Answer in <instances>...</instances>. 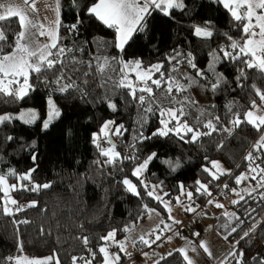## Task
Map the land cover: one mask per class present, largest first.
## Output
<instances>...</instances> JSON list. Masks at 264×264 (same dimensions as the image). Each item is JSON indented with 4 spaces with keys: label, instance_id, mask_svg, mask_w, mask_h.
Wrapping results in <instances>:
<instances>
[{
    "label": "trees",
    "instance_id": "obj_1",
    "mask_svg": "<svg viewBox=\"0 0 264 264\" xmlns=\"http://www.w3.org/2000/svg\"><path fill=\"white\" fill-rule=\"evenodd\" d=\"M181 1L184 7L170 9L169 14L151 10L144 30L134 32L121 50L115 29L88 12L98 0H75V3L59 0L58 47L73 49L69 55L83 63L76 65L77 71L68 73V78L60 84L54 82L51 72L32 74L31 88L23 99L0 96V115L14 117L27 108H34L38 113L35 124L18 119L0 124V175L13 184L34 169L30 179L23 181L30 186L12 193L18 205L12 215L3 211L4 205L0 202V264H13V260L22 255L33 259L51 256L58 264H100V247L110 243L102 237L115 230L119 240L127 238L148 218L150 211L165 217L161 201L148 195L149 190L141 186L142 180L133 174L153 153L156 157L149 162L143 178L162 191L166 201L174 202L183 191H189L193 194L192 204L199 208L214 195L221 200L225 193L230 198L239 193V203L232 206L233 216L217 223V230L235 243L232 254L222 264H261L264 260V187H260L259 176L248 177L255 189L249 195L244 187L246 179L240 184L235 182L241 174L249 176L250 164L257 170L259 166L264 168V151H256L254 147L260 130L247 122L231 123L235 118L233 113L245 121L247 111L264 103L257 93V89L264 93V72L256 67L248 68L244 61L249 57L242 55L232 60L223 56L222 50L233 51L228 37L241 44L245 36L241 23L234 20L222 3ZM206 25L213 35L210 38L196 36L194 26L204 28ZM0 28L11 43L13 34L20 31L18 18L0 22ZM9 51L10 48H4V52ZM214 56L218 57L215 74L221 75L225 82L213 91L216 75L209 70V65ZM97 57L101 58V63L102 58L107 57L111 68L99 73L95 67ZM188 60L196 67H191ZM136 61L143 69L162 63L166 77H174L182 84H187L186 77L196 78V86L180 93L174 89L172 95L177 100L189 96L196 102L185 106L188 114L183 121L187 120L203 133L210 131L203 124L212 119L216 130L210 135H201L195 142H189L191 133L181 134L183 139L175 133L152 135L162 127L157 103L141 105L137 98L144 95L147 100L148 93L137 91V98H133L128 87L116 86L123 79L121 67L128 64L126 68L132 69ZM197 69L204 76H197ZM69 83L78 88L60 91L61 84ZM152 87L158 103L164 107H180L163 98L166 82L159 88ZM200 90L204 91L205 98ZM195 94H199V98ZM49 100L60 114L45 129L43 122L48 115ZM110 104L115 105V110ZM149 106L151 112L146 111ZM201 111L204 115H200ZM216 116L220 118L218 123ZM197 117L202 122L200 125L195 123ZM108 121L114 122L109 144L120 154L116 163L107 162L110 157L101 154L102 146L96 137ZM121 125L120 134H115V129ZM250 152L256 158L254 162L246 159ZM213 161L222 162L228 173L213 179L205 171ZM13 172L15 175L11 174ZM125 179L133 181L139 195L128 190L123 183ZM197 181L207 185V192L196 191ZM37 184L50 187L31 190ZM33 202L36 206L29 207ZM19 205L26 207L18 211ZM24 220L29 223H20ZM245 232L248 235H244ZM136 245L142 252L148 249L143 241ZM155 264L188 262L181 252L175 251Z\"/></svg>",
    "mask_w": 264,
    "mask_h": 264
},
{
    "label": "snow or ice",
    "instance_id": "obj_2",
    "mask_svg": "<svg viewBox=\"0 0 264 264\" xmlns=\"http://www.w3.org/2000/svg\"><path fill=\"white\" fill-rule=\"evenodd\" d=\"M218 3H222L224 8L227 9L231 16L235 21L240 22L242 25V33L246 37L244 39L243 44H240L238 41L233 40L231 37H228L230 44L229 47L233 51H223V56L226 58H230L232 60L240 59L243 55L244 57H249L246 59L244 63L248 68L256 67L261 72H264V11L259 12L257 10H264V0H217ZM75 3V0H73ZM24 4L28 5L33 12L36 11L34 2L30 3V0H24ZM184 5L181 0H98L95 4L91 5L88 8V12L90 15L95 16L99 21L103 22V24L107 25L109 28H114L118 34V47L123 50L124 45L131 39L134 32L143 31L146 26V17L151 15V10L159 9L163 11L165 14H169L170 9L174 8H183ZM57 9H59V0H57ZM243 9V11H241ZM11 17L18 18V24L20 26V31L13 34V40L11 43L8 42V37L5 34L4 30L0 28V96L12 97L13 99H23L24 96L27 95L28 90L31 88V84L29 83L30 76L32 74H40L42 72H51L54 76V82L60 84L62 80L68 78V73H75L77 71L76 65L83 63V61L77 60L74 55H69V53L73 52V49H65L64 47H58V29L60 26L59 12L57 11V19L52 22L51 26H48L46 30V26L38 23L33 18H30L25 10L14 4V0H7L6 3H0V22L5 21ZM79 23V21H77ZM73 29L76 28V25L73 24L71 26ZM258 29V31L256 30ZM195 35L198 37L210 38L213 35V32L208 30V26L206 25L204 28L199 26H194ZM227 35V34H225ZM45 36L48 38V42L41 44L39 42L38 37ZM8 47L11 49L9 52H4V48ZM55 49V51H53ZM96 69L99 73H104L106 69L111 68L110 61L107 57L102 58L103 62L101 63V58L97 57ZM115 60V58H112ZM175 59V57H172ZM218 57L213 58V63L209 65V70L216 75V82L212 84L213 91L220 86L221 83H224V78L215 74V63ZM120 63H123L122 61ZM188 63L191 67L195 68L196 65L192 62V60H188ZM135 67H140V62H134ZM58 66V67H57ZM128 64H125L124 67H128ZM89 67H91V63L89 62ZM162 65H153L152 68L155 71L159 72ZM176 69L174 68L173 71ZM151 71V70H149ZM88 73H85V76ZM244 75L243 70H241V76ZM197 76L202 77L204 73L197 69ZM151 79L148 72H144L141 75V80L145 84L144 87L139 89L133 88L131 84H126L124 79H121L117 82V87H128L130 94L133 98L136 97V92L140 91L142 93H148V98L144 95H140L137 99L139 100L141 105L145 103L152 104L157 103V107L160 109V115L164 117L160 121L163 125L162 128L157 129L152 135L159 136H167L171 132H175L177 135H181L183 132L184 135L191 133V138L189 142H195L201 135H210L211 131L216 130V125L213 123L212 119H209L206 124H203V127L209 129L208 132H200L197 127L190 126L187 120L181 122V119L186 116L188 113L186 112L185 106L188 104L194 105L196 102L193 101L189 96H184L182 99L177 100L173 95V90L176 92H185L188 89L196 86L198 84V80L194 77H186L185 79L188 81L187 84L180 83L174 77H169L166 82V89L164 99H168V102L173 105H180V107H164L162 104L156 101V98L153 94L152 87L147 86V81L144 79ZM161 77H163V73H161ZM37 79H39V75H37ZM87 81H85L86 83ZM45 83H47V79H45ZM151 83L155 85L157 88L161 87V79L151 80ZM78 88L74 83L69 84H61L60 91L65 92L68 91L69 88ZM258 95H260L261 99L264 100V93H260L259 89H257ZM110 107L115 110V105L110 104ZM229 111H231L232 106H228ZM147 112L152 111V107L149 106L146 109ZM59 110L53 107L52 111L49 114V120L45 121L43 124L44 128H47L51 119L56 116H59ZM200 115H204L201 111ZM234 119L231 121L233 125H239L242 122H247L252 124L257 130L260 129L262 125H264V116L256 117L253 119V112L247 111L245 113L246 120L241 121L239 115L233 113ZM12 119H21L26 124L33 123L36 119L35 112H24L19 117H12L10 115H0V124H3ZM215 121L219 122V117H214ZM174 122L173 127H169L170 123ZM114 122L108 121L105 123L104 128L107 129L109 124ZM195 123L200 125L202 122L199 117H197ZM123 126H119L115 129V134H120V129ZM108 132L105 131L104 135L108 136ZM183 139V136L181 135ZM9 140L12 137H8ZM111 143V141H109ZM100 145L97 143V147ZM114 145L112 149H101V154L105 157H110L108 159V163H116L117 158H119L120 154L113 152ZM257 151L260 150L261 147H264V135L260 137V141L257 145L254 146ZM111 153V156H110ZM156 157V154L153 153L149 157H147L143 163H141L134 170V175L139 177L141 173L147 169L148 163ZM35 159V157H33ZM246 159L250 162H254L255 157H253L250 152ZM171 163V162H169ZM179 165L177 164V167ZM212 167L220 170L221 166L218 162L213 161ZM31 171L27 173L25 176H22L20 179H30ZM206 172H209L212 175L213 179H219L215 173H212L210 169L205 168ZM250 171L256 172V168H250ZM261 173H264V168L260 169ZM15 175V173H11ZM248 179L247 174H241L237 176L235 182L240 184L242 180ZM252 179H256L255 176ZM125 185L128 186V190L136 195H139V192L136 189V186L131 183L130 180L125 179L123 181ZM199 187L196 189L197 192H200L203 189L207 192V185L201 184L197 181ZM0 185H3V191L7 193L9 187L12 189H16V185H7V181L4 175H0ZM41 187L48 188L49 184L44 185H35L31 190L38 191ZM147 187V186H145ZM183 187V186H181ZM227 187V185H225ZM260 187H264V176L261 177ZM235 191V189H233ZM245 191L249 192L251 195V191H255V189ZM148 195H153V192L149 191ZM211 195V193H208ZM239 195V193H237ZM187 196L191 198L192 192H188ZM262 198H264V194H262ZM156 199H160V197H156ZM241 199L243 197L241 196ZM11 204H17L15 199L10 201ZM211 203V201H209ZM234 204L239 203V201H233ZM35 202L29 205V207H34ZM216 207H223L221 204H216ZM22 210V209H17ZM187 211H195L194 208H188ZM3 211L6 214L12 215V211L7 206L3 207ZM255 211V209H252ZM239 219V217H237ZM20 223H29V221L24 220L20 221ZM243 223V221H241ZM232 231L235 232L236 228H232ZM194 235H199V233H195ZM244 235H248L247 232ZM115 237V230L110 232L107 237H102L104 240L112 239ZM227 239V237H224ZM141 241L144 243H148L144 240V237H140ZM159 239V237H157ZM84 243L87 244V238H84ZM204 251L211 256V252L205 245H201ZM121 248L123 249V244H121ZM195 250V249H193ZM101 252L106 253L105 248L100 249ZM180 251H184L181 249ZM171 255V253H169ZM234 255V254H233ZM185 260L188 261V264H192V261L188 259L185 254ZM11 259V258H9ZM52 257L46 258L44 261L40 260H31L26 261V264H48V261L52 260ZM76 258H73L75 262ZM116 259H119L117 256ZM255 259V257H253ZM17 264H21V261H17ZM58 264V261H57ZM261 264H264V260H261Z\"/></svg>",
    "mask_w": 264,
    "mask_h": 264
},
{
    "label": "rangeland",
    "instance_id": "obj_3",
    "mask_svg": "<svg viewBox=\"0 0 264 264\" xmlns=\"http://www.w3.org/2000/svg\"><path fill=\"white\" fill-rule=\"evenodd\" d=\"M153 65H162V67L160 71L157 72L155 71V69L152 68ZM153 65L145 69L140 68V67L139 68L134 67L132 69H128L124 67L123 65L121 67L122 68L121 69L122 78L125 80L126 84H131L133 88H138V89L145 86V84L141 80V75L144 72H148L149 76L151 77V79H147V77L144 78L147 81V86L149 87L153 86V84L151 83V80H154V79H161V84L163 82H167L169 78H167L166 73L163 72V64L155 63ZM158 73H163V77H161V75L157 76ZM180 73L182 74L183 71H181ZM195 95L199 98L198 96L199 94H195ZM200 95H203L205 98L203 90H200ZM53 107L57 109L54 103L52 102V100H49L48 115H47V118L44 120V122L49 120V114L52 111ZM29 111L36 113V119L34 120L33 123H30V124L37 123L38 113L36 109L34 108L24 109L18 112L17 114H15L14 117H19L22 113L29 112ZM58 117L59 116H56L53 119H51V122L49 123L48 127L52 125L58 119ZM162 119H164V117H162ZM18 120L24 122L21 119H18ZM181 122H183V118L181 119ZM173 126H174V122L169 124L170 128ZM113 127H114L113 123L109 124L107 129H105L103 126L100 133L96 136L99 144L102 141H105L107 143V146L102 147L101 149H112V146L108 142L109 141L108 137L110 136ZM105 131L109 133L108 136L104 135ZM171 133H175V132H171ZM181 134L184 135L183 132ZM113 152H115L114 149H113ZM110 156H111V153H110ZM215 162H218L221 168L218 171L212 166L209 167L208 169H210L212 173H215V175H217L218 177L228 173V169L224 166L222 162L220 161H215ZM248 167L249 169L255 168L251 166V164ZM261 168L262 167L259 166L258 170L256 168V172L251 171L248 177L252 178L253 176L255 177L259 176V179L261 181V177L264 176V173L260 172ZM145 171L146 170H144L139 177L135 175L134 176L142 180L141 186L143 187L147 186L145 188L153 192V196L155 198L158 196L160 197L159 200H164L163 198L164 193L150 186L143 178ZM21 177H19V180L17 183H13V184L9 183L8 180L6 179L7 185L9 186L16 185V189H12L9 187L7 193L3 191L4 186L0 185V192H1L0 202L2 201V204L10 208L12 212H14V209L18 208L17 204L13 205L10 203V201L13 199L12 193L16 190H21L24 188H28L30 186V184L23 182L24 180H28V179L22 180L20 179ZM246 181H247L246 182L247 184L244 186L245 189L252 190L251 180L246 179ZM131 183L134 184L133 181H131ZM126 187L128 188L127 185ZM136 189L138 191L137 187ZM188 192L189 191H183L182 194L175 199L173 204H170L168 202L165 203V209L167 210L166 217L168 218L167 228L174 232H172V234H170V236H168L165 241L159 243V245L157 244L158 247L156 245V247L154 246L153 248V245L155 243L154 241L158 239L156 236L157 230L152 227L153 223L158 222V220L150 215L146 221V224L148 225V227H151L153 229L149 231L150 233L149 235H153L154 237L155 236L156 237H155V240H152V239L150 240L151 236H147L144 238V240L148 242L147 250H145L142 254H140L139 252L140 249L135 248L132 242L128 239V237L119 240L115 233L114 238L104 240L105 242H110L109 244H104L100 247V249L105 248L106 253H107L105 254L104 252L100 251L101 256H102V261L100 264H117V263H121L122 261H124V258L129 259V257H133L132 259H130L131 261H128V262H131V264H155L162 257L167 256L169 255V253H172L175 251L181 252L184 257L186 254L188 259L192 261V264H222L224 261H226V258L232 254L231 252L233 251L235 243L232 241H229L228 238L227 239L224 238L227 236L221 234L217 230V223L221 221L222 218L230 219L233 216V213H232V206L234 205L233 201H239V196L235 195L230 198V197H227L225 193L223 194L224 199L219 200L217 199L219 198V196L216 197V195H214V197L216 198L213 197L212 199H208V201L204 205L200 206L199 208H196L192 204L193 194L191 198H189L187 196ZM209 201H211V203H209ZM216 204H221L223 205V207L218 208L216 207ZM25 207H26L25 205H19L20 209L25 208ZM188 208H194L195 211H187L186 209ZM187 213H190V215ZM180 224H183V227H184L183 228L181 226L182 227L181 231L177 230V225H180ZM195 233H199V235L198 236L194 235ZM121 244H123V249L121 248ZM201 245H205L208 248V250L211 252V256H209L204 251ZM181 249H183L184 251H180ZM115 255L119 257V259H116V262H114V259H113V258H116ZM46 258L48 257L41 258V259H33V258L28 257L27 255H22L20 257L15 258L13 260V264H17L18 260L21 261V264H26V261H31V260L44 261L46 260ZM48 264H57V262L54 261V258H53L52 260L48 261Z\"/></svg>",
    "mask_w": 264,
    "mask_h": 264
},
{
    "label": "crops",
    "instance_id": "obj_4",
    "mask_svg": "<svg viewBox=\"0 0 264 264\" xmlns=\"http://www.w3.org/2000/svg\"><path fill=\"white\" fill-rule=\"evenodd\" d=\"M6 2H7V0H3V1L1 0L0 1V3H6ZM32 2H34V4H35V9H36L35 12H33L28 5L24 4V0H14V4L22 7L30 18H33L38 23L45 25L46 26V30H47L48 26H51L52 22L57 19V11L59 12V19H60V10L57 9V0H30V3H32ZM241 11H243V9H241ZM257 11L259 13V12H262L264 10H257ZM256 30L258 31V29H256ZM38 39H39V42L41 44L48 42V38L45 37V36H40V37H38ZM245 39H246V37H245ZM241 44H243V43H241ZM252 112L254 114L253 115V119H255L256 117L264 116V104H262L261 106H258L257 108H255L254 110H252ZM259 130H260V134H259V137H258L257 142H256L255 145H257L259 143L260 137L262 135H264V125H262ZM260 149H262L264 151V147H261ZM159 201H161V203L163 204L164 208H165V203L166 202H168L170 204L174 203V202L166 201L165 199L164 200H159ZM166 213H167V210H166ZM187 214L190 215V213H187ZM150 215L158 220V222L153 223V225H152V227L157 230V235L156 236L159 237L158 240H155L156 236L154 237L153 235H149L150 234L149 231H151L152 228L148 227V225L146 224V221H147V219L149 218ZM149 216L143 223H141L137 227H135L131 231V233L128 235V239L132 242L133 246L135 248H137V249H139V248L136 245V243H138V242L141 243L142 242L141 239H140L141 236H143L144 238L147 237V236H151L152 238L150 237V240L151 239L155 240L154 241L155 243L153 245V247H154L157 244L159 245V243L165 241L166 238L168 236H170V234H172V232H174V231H171V230H169L167 228V220H168V218L166 216L165 217L161 216L156 211H150ZM159 217H161V218H159ZM181 226L183 227V224L177 225V230H180V228L182 229ZM139 252H140V254H142L144 251L142 252V251L139 250ZM113 254H114V252H113ZM115 257H117V256L115 255ZM132 258L133 257H129V259H125L124 258V261H122L121 263H117V264H131V262H128V261H131L130 259H132ZM113 259H114V262H116V258H113Z\"/></svg>",
    "mask_w": 264,
    "mask_h": 264
},
{
    "label": "built area",
    "instance_id": "obj_5",
    "mask_svg": "<svg viewBox=\"0 0 264 264\" xmlns=\"http://www.w3.org/2000/svg\"><path fill=\"white\" fill-rule=\"evenodd\" d=\"M263 104H264V103H263ZM101 146H102V147H105V146H106V144H105L104 141L101 142ZM211 198H213V196H212Z\"/></svg>",
    "mask_w": 264,
    "mask_h": 264
},
{
    "label": "water",
    "instance_id": "obj_6",
    "mask_svg": "<svg viewBox=\"0 0 264 264\" xmlns=\"http://www.w3.org/2000/svg\"><path fill=\"white\" fill-rule=\"evenodd\" d=\"M109 141H112V135L110 134V136L108 137Z\"/></svg>",
    "mask_w": 264,
    "mask_h": 264
}]
</instances>
